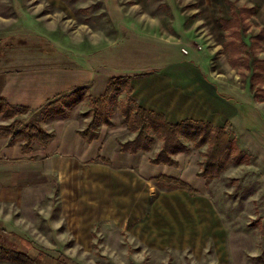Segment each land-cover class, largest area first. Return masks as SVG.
Instances as JSON below:
<instances>
[{
	"label": "rangeland",
	"instance_id": "obj_1",
	"mask_svg": "<svg viewBox=\"0 0 264 264\" xmlns=\"http://www.w3.org/2000/svg\"><path fill=\"white\" fill-rule=\"evenodd\" d=\"M181 51L197 58L222 94L237 100L240 119L224 125L235 147L227 166L201 176L203 190L192 186L187 171L194 167L199 175L208 144L194 146L173 170L188 185L143 178L139 213L135 192H124L118 179L134 167L90 160L79 165L87 180H58L50 160L46 184L0 188L2 244L32 256L43 248L70 264H264V0H0V61L61 54L67 62L92 57L149 72ZM126 99L118 94L110 104L113 125L127 119ZM91 107L87 101L80 108L82 122L92 119ZM44 112L19 117L37 115L42 126ZM12 120L0 117V124ZM124 125L129 132L122 140L135 136ZM153 134L156 141L145 156L162 145ZM41 264L55 263L45 257Z\"/></svg>",
	"mask_w": 264,
	"mask_h": 264
},
{
	"label": "crops",
	"instance_id": "obj_2",
	"mask_svg": "<svg viewBox=\"0 0 264 264\" xmlns=\"http://www.w3.org/2000/svg\"><path fill=\"white\" fill-rule=\"evenodd\" d=\"M91 58L83 61L76 57L67 62L61 54H57L45 55L39 60L13 58L0 61V97H5L12 104L29 107V112L48 110L42 116V127L55 132V137L47 146L36 142L30 152L24 150L22 139L0 133V188L12 191H20L22 188L25 191L36 183L46 184L47 174L50 173V160L56 164L53 170L57 171L58 180H75L81 175L87 180L88 173L80 172V167L88 164L90 160L102 162L96 159L103 156L110 159L116 167H134V171L126 173L128 178L124 175L118 179L124 192H135L134 211L141 213L143 178L176 176L173 170L182 167L185 159L194 153V143L186 142L192 149L175 155L180 162L177 166L151 162L150 159L156 152L154 155L145 156L144 153L148 152L145 150H120L121 136L129 132L125 123L97 125L99 137L88 141L79 130L87 128L92 119L82 122L78 112L85 102L91 104L89 96L98 98L104 95L113 76L130 75L133 96L137 103L164 114L166 119L173 123L195 119L224 126L240 119V108L222 95L218 83L206 73L197 58L193 60L182 51L179 57L149 72L111 67L105 63H95ZM82 87L86 88L84 99L72 107H66L69 116H47L52 113L54 107L73 100L77 95L75 91ZM49 119L52 122L47 126ZM135 136L130 135L129 139ZM68 169L76 171L66 172ZM187 172L189 184L203 190L205 179L198 175L194 167L189 168ZM149 191H157V188ZM129 204L132 206V201ZM0 264L15 262L0 259Z\"/></svg>",
	"mask_w": 264,
	"mask_h": 264
},
{
	"label": "trees",
	"instance_id": "obj_3",
	"mask_svg": "<svg viewBox=\"0 0 264 264\" xmlns=\"http://www.w3.org/2000/svg\"><path fill=\"white\" fill-rule=\"evenodd\" d=\"M242 11L253 14L255 8L242 7ZM131 79L132 76L130 75L113 76L104 95L98 98L89 96L92 105L89 112L93 113V117L87 128L79 130V133L84 138L91 141L99 137L97 125L100 121L113 125V122L109 119V106L118 94L125 93L127 99L123 105V109L127 119L123 123L128 124L137 134L133 139L127 141L120 140V150L130 152H138L139 150L150 151L153 143L156 141L153 133H156L163 142L160 149L151 157V162L177 165L178 161L174 158V155L179 152H189L192 149L186 143L184 139L186 137L188 140L194 142L196 148H201L208 144L204 154L205 158L200 162V166L202 167V171L199 173L200 176L207 177L209 174L219 173L227 166L235 147L226 126H218L211 122L195 119H185L177 123L170 122L164 114L145 108L137 103L136 98L133 96ZM85 90V87L77 89L75 91L77 93L75 98L54 107L51 115L69 116L67 108L82 101L85 96ZM222 95L230 101L237 103V100L233 96L228 94ZM29 110V107L12 104L5 97H0V117L3 119L14 118L8 124H0V133L7 134L12 138L22 139L24 141L23 148L26 152L32 151L36 142L42 146H47L55 137L54 131L45 130L40 125L37 115L26 122L19 117L29 112ZM21 124L23 126L20 127ZM98 159L102 162L112 163L110 159L103 156H99ZM164 177L179 182L182 185H188L179 178ZM21 239L24 240L23 237ZM27 243L30 247H35L28 239ZM39 249L36 256H32L25 251L9 248L0 242V259H7L22 264H41V261L47 257L53 259L55 264H70L67 258L51 255L43 248Z\"/></svg>",
	"mask_w": 264,
	"mask_h": 264
},
{
	"label": "built area",
	"instance_id": "obj_4",
	"mask_svg": "<svg viewBox=\"0 0 264 264\" xmlns=\"http://www.w3.org/2000/svg\"><path fill=\"white\" fill-rule=\"evenodd\" d=\"M184 52H186V53H187V52H188V50H187V49H184Z\"/></svg>",
	"mask_w": 264,
	"mask_h": 264
}]
</instances>
